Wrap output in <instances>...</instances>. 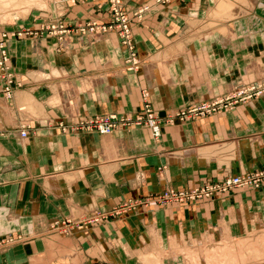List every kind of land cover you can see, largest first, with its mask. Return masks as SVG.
<instances>
[{"label":"crops","instance_id":"1","mask_svg":"<svg viewBox=\"0 0 264 264\" xmlns=\"http://www.w3.org/2000/svg\"><path fill=\"white\" fill-rule=\"evenodd\" d=\"M217 1L123 0L133 19L135 70L116 32L76 36L63 50L41 31L9 43L17 86L8 100L0 83V241H10L0 264H191L179 254L183 246L214 247L264 221V185L185 203L156 201L168 190L264 170V97L193 121L163 122L159 140L145 128L103 136L60 127L138 115L146 104L166 120L226 96L235 82L238 90L245 79L264 80V0L209 24ZM54 6L34 11L30 26L40 30L62 16L68 23L108 21L99 2ZM22 126L27 139L17 132ZM139 199L149 203L69 236L50 229ZM153 252L159 259L145 260Z\"/></svg>","mask_w":264,"mask_h":264},{"label":"built area","instance_id":"2","mask_svg":"<svg viewBox=\"0 0 264 264\" xmlns=\"http://www.w3.org/2000/svg\"><path fill=\"white\" fill-rule=\"evenodd\" d=\"M74 2V1H73ZM112 8L110 11L111 18L110 22L98 23L92 22L87 24L86 26H74L71 30L66 29L65 26L61 27V30L56 31L53 29V35L57 34L58 44L62 47L65 46L69 41L65 39L66 34H70L72 37L75 35H92L93 38L96 36L101 37L102 35L116 32L121 40L122 45L126 47L129 52L128 64L130 70H135L136 67H139V63L137 61V52L133 42V32H132V23L131 19L124 12H120V0H112ZM120 6V7H119ZM117 9V10H115ZM138 14L141 15L139 12ZM58 28V27H57ZM137 67V68H138ZM146 96V94H145ZM264 96V82L254 83L249 86L244 87V89L240 91H233L227 94L224 97L216 98L210 101H203L199 106H194L189 112H181L171 115L166 120L161 119L155 112L150 108L148 104L145 106V110L134 116L129 115H118V114H110L106 116H96L91 119H88L79 124H72L69 126H60L64 128V131L70 130L75 134H82L86 132L98 133L100 135H108L112 134L118 130H133L136 128H145L151 132L152 137L155 140H159L162 136L163 131V122L174 124L176 120H185L187 117L191 118H202L211 114H215L218 111L228 112L235 109L236 106L241 103H248L253 100H256L259 97ZM256 97V99H255ZM198 105V104H197ZM28 129V128H27ZM29 131V130H28ZM28 131H23V137L29 135ZM221 186L216 187L218 185H214L213 187L208 186L210 191L216 190V188H222L224 191L232 189L234 187H244V186H252L254 188H260L264 185V172H259L256 174H245L241 177L227 178L225 182L219 184ZM213 188V189H212ZM202 192L197 189H192L190 191H173L168 190L163 194L159 195L156 199L161 205L177 202V203H185L187 199L195 200L201 197ZM209 196H213L212 194H208ZM149 201V200H147ZM147 201H131L126 204V206L122 208H115L114 210L108 212H94V214L88 218L79 220V221H64V222H54V224L50 225L51 231L54 233H63V234H71L73 229L84 230L92 225L100 223L102 220L109 219L111 217H116L119 215H123L128 213L129 211H133L136 207L148 204ZM191 202V201H189ZM10 241H0V249H4Z\"/></svg>","mask_w":264,"mask_h":264},{"label":"rangeland","instance_id":"3","mask_svg":"<svg viewBox=\"0 0 264 264\" xmlns=\"http://www.w3.org/2000/svg\"><path fill=\"white\" fill-rule=\"evenodd\" d=\"M27 1H31V0H27ZM92 2H99L100 7L101 6L102 7H106L105 8L106 9V18H107L108 21L105 22L104 24L110 22V18L112 17L111 14H110L111 8L113 6L112 0H35L33 2V5L31 3L29 4V2H28V3H26L24 5L25 7L24 6H19L18 8L8 9V11L7 10L0 11V17H1L0 18V21H1L0 22L1 23L0 24V83H2L3 95H4V97L6 99L11 100L14 97L15 87L17 86V76H16L15 70H14L12 64H11V56H10V52H9V43L11 41L22 40V39H25V38L35 37V36H37L40 33L39 31H41V33L45 34L46 36H50V37L56 38L55 49L57 48V49H62L63 50L66 47H68V45H67L68 43L65 46H63V47L61 45H59L58 44V40H57V38H58L57 34L53 35V32H55V31H53V29L56 28L55 30L59 31V30H61V27H63V25H64L66 29H70L71 30L74 26H80V25L86 26L89 23L98 22L97 20H91V21H87L85 23H68L67 21L63 20V16H62V17H60V18H58V19H56V20H54V21H52L50 23L47 22L46 24H42L40 26L41 27L40 30H37L36 28L30 26L33 23V21H34L33 20L31 22V20L28 19L29 17H31L32 13L34 11H43V12L50 11L52 6H54V5H56V7L58 6L59 9H66L69 6H73L74 7V6H78V5H81V4H87V3H92ZM217 2H218L217 8H216V10L214 9L213 12H212V18H214V19L212 21H210L209 24H211V23H215L216 24L218 22L221 24V22L224 19H226V18L230 19V18H234V17L239 16L240 15L239 13H247V9H243L242 7L247 6V7L252 8V6L255 4V0H218ZM37 3H39V4H37ZM62 4H63V6H62ZM35 5L36 6L39 5V7H41V9L39 7H35ZM119 5H121V7L119 6L120 7L119 11L120 12L122 11V12H124V13H126L128 15V13L125 11L123 0H120V4ZM223 5H232L233 6L231 11H229L230 13H227V12H225V10H223V8H222ZM32 6H34V8ZM44 6H45V8H44ZM28 8H29V10H28ZM48 8H50V9H48ZM115 10H117V9H115ZM214 11H215V13H214ZM139 12L141 13V15L138 14ZM143 12H144V10H140V11H137L135 13V16L137 17V19H140L142 17ZM217 16H218V18H217ZM128 17L131 19V23L133 24L132 17H130L129 15H128ZM215 24L210 25V27H212V28L214 27L213 30L214 29L216 30L217 29L216 27H218V25H215ZM132 32H133V28H132ZM66 36L67 37H65V39H67V41L70 42L71 39H73L74 37L79 36V35H75V36L72 37L70 34L67 33ZM95 38L97 39L99 37L96 36ZM129 65L130 64H128V66ZM137 67H136V69H137ZM138 69H139V67H138ZM262 81L264 82V80H262ZM262 81H259V82H256V83H261ZM242 82L246 86L254 84V83H250L246 79L243 80ZM240 83H238V84H240ZM235 85H236V82L233 84V89H231V90L237 92V91H239V89L236 90V86ZM262 97H264V96H262ZM262 97H259L257 99H261ZM255 99H256V97H255ZM241 104H247V103H241ZM199 105H200V103L198 105H192L190 107H187L186 109L176 111L174 114H176L178 112L179 113H181V112H187L188 113L189 110L192 109L194 106H199ZM217 113H222V111H218ZM169 117H171V115H169L167 117V119ZM193 120H196V119L195 118L189 119L187 117L183 121L178 119V120L175 121V123L177 121L180 122V123H183V122L193 121ZM169 125H171V124L169 123ZM20 129L17 132L21 131L20 132V137H21V139H23L22 136H21V133H22V131H24V132L28 131V129H27V126H22ZM62 130L64 131V128H62ZM86 133H93V132H86ZM262 171L264 172V170H262ZM262 171L251 172L249 174H256V173H259V172H262ZM244 175L245 174L239 175L238 177H241V176H244ZM234 177H237V176H232V177H228V178H234ZM226 180H227V178L224 179L223 181L219 182V183H215V184H211V185H204L203 187L196 188L197 190L202 192L203 195L201 194V197H199V198H197L195 200L187 199L186 201H197V200H201V199H211V198H214L215 195L227 194V193H230V192H232V191H234L236 189H239V188H250V189H260L261 188V187L260 188H254L252 186H250V187L244 186V187H234V188L229 189L227 191H224L222 188H216V190L210 191V189L208 188V186L213 187L214 185H218L216 187H219V186H221L219 184H222V182H225ZM209 193L212 194L213 196H209L208 195ZM129 201H147V199L129 200ZM173 203H177V202H173ZM126 204L120 206L119 208H122L123 206L125 207ZM133 211H135V210H133ZM130 212L131 211H129L128 213H130ZM55 222H57V221H55ZM52 224H54V222L51 223L50 225H52ZM76 230L77 229L74 228L73 232L76 231ZM213 230H215V229H213ZM77 231H79V230H77ZM210 231L207 230L203 234H207ZM261 232H259L260 234H258V236H256L255 239L253 238V241H252L253 244L252 243L250 244V242L247 243V244L248 245L250 244L252 246H255L258 243L261 244L260 242H263V240H264V228L261 229ZM59 234L66 235V236L70 235V234H62V233H59ZM240 239H241L240 237L236 238L237 242L240 241ZM237 242L235 241L234 243H237ZM217 248H218V244L216 246H214V247L207 248V251L210 252L211 250L217 249ZM212 252L213 251H211L210 253H212ZM261 252H262V254H264V247L260 248L259 256L258 255H254V257H252V258L247 257L249 259L246 258V260H245V262L243 264H252V263L254 264V263L258 262L257 260H261V259L263 260L264 259V255H262ZM244 254L246 255V252H244ZM252 254H254V253L252 252ZM206 256L205 257H201L202 261L205 260V259L207 260ZM183 257H187V256L183 255ZM256 257H259V258L257 259ZM157 258L159 259L158 253L156 254V260H158ZM215 258L216 257H214L212 259V260H214V262L212 264H219V262L222 261V257H219V258H216V259ZM242 261H243L242 259L238 260V262H242Z\"/></svg>","mask_w":264,"mask_h":264},{"label":"bare ground","instance_id":"4","mask_svg":"<svg viewBox=\"0 0 264 264\" xmlns=\"http://www.w3.org/2000/svg\"><path fill=\"white\" fill-rule=\"evenodd\" d=\"M35 0H31V1H27V0H0V11L2 10H7L11 9V8H18L19 6H24L26 3L29 2V4L31 3L33 5V2ZM36 3V2H35ZM39 4V3H37ZM222 5V4H221ZM30 6V5H29ZM41 6V5H40ZM25 7V6H24ZM34 8V6H32ZM35 7H39L35 5ZM43 7V6H42ZM47 7V6H46ZM232 5H223V10H225V12L230 13L229 11H231L232 9ZM41 9V7H39ZM45 8V6H44ZM50 9V8H48ZM29 10V8H28ZM28 12V11H27ZM23 13V12H22ZM14 16V15H13ZM20 16V15H19ZM12 17V16H11ZM221 17V16H220ZM1 18V17H0ZM6 18V17H5ZM218 18V16H217ZM1 22V21H0ZM5 22V21H4ZM1 24V23H0ZM214 28V27H213ZM242 89H239V91ZM110 135V134H108ZM21 136L23 139H26V137H23V131L21 133ZM104 136V135H103ZM252 218V217H251ZM254 218V217H253ZM258 219V218H257ZM254 220V219H253ZM253 225L255 226V229L249 231L247 233V235L243 238L240 239V241H236L235 240H230L228 242H223L221 244H218V248L217 249H213L211 251H213L212 253H210L209 251H207V248L204 246L202 241H197L195 242L194 245V249L190 250H186V247L183 246L182 249L179 251V254L182 255H186L187 257H185L191 264H212L214 262V260H212L214 257L219 258L222 257V261L219 262V264H243L246 260L247 257H254V255H258L260 254V248L264 247V240L263 242H260L261 244H256L255 246L250 245L251 243L253 244V238L255 239L256 236H258V234H260L259 232H261V229L264 228V221H259V220H254L253 221ZM90 229V228H89ZM225 229V228H224ZM223 230V228H222ZM227 231V230H225ZM212 233V232H211ZM229 233V232H228ZM262 233V232H261ZM181 235V234H179ZM216 235V234H215ZM221 235V234H220ZM186 236V235H185ZM230 235H228L229 237ZM174 238V237H173ZM191 238V237H190ZM196 239V237H194ZM263 238V237H262ZM159 239V238H158ZM157 239V240H158ZM182 239V238H180ZM211 239V238H210ZM229 239V238H227ZM231 239V238H230ZM161 240V239H160ZM174 240V239H173ZM188 240V239H187ZM217 240V239H216ZM220 240V239H219ZM218 240V241H219ZM224 240V239H223ZM180 241V240H179ZM217 241V242H218ZM237 243H234V242ZM158 242V241H157ZM250 244L248 245L247 243ZM176 244V243H175ZM212 244V242H211ZM206 245V244H205ZM214 245V244H213ZM208 246V245H207ZM161 247V246H160ZM209 248V247H208ZM173 249V248H172ZM193 250H195L193 252ZM200 250V251H199ZM176 251V250H175ZM199 252V254H198ZM244 252H246V255L244 254ZM252 252L254 254H252ZM150 257L145 258V260H153V262H156V254L157 253H148ZM262 254V252H261ZM207 255V256H206ZM253 255V256H252ZM264 255V254H262ZM207 258V260H203L200 259V257H205ZM261 257V256H260ZM190 260H189V259ZM215 258V259H216ZM257 259L259 257H256ZM141 259H144L143 257ZM158 259V258H157ZM242 259V262H238V260ZM249 259V258H247ZM254 259V258H253ZM264 260V259H263ZM262 259L261 260H257L258 262L256 263H261L264 262ZM249 261V260H248ZM251 263V262H250ZM254 263V264H256ZM253 264V263H252Z\"/></svg>","mask_w":264,"mask_h":264}]
</instances>
